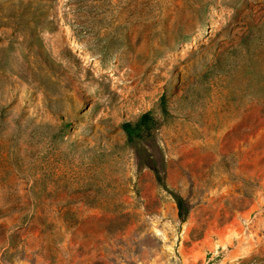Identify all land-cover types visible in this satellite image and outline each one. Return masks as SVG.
I'll return each instance as SVG.
<instances>
[{"label": "rangeland", "instance_id": "rangeland-1", "mask_svg": "<svg viewBox=\"0 0 264 264\" xmlns=\"http://www.w3.org/2000/svg\"><path fill=\"white\" fill-rule=\"evenodd\" d=\"M0 264H264V0H0Z\"/></svg>", "mask_w": 264, "mask_h": 264}, {"label": "trees", "instance_id": "trees-1", "mask_svg": "<svg viewBox=\"0 0 264 264\" xmlns=\"http://www.w3.org/2000/svg\"><path fill=\"white\" fill-rule=\"evenodd\" d=\"M155 125V120L152 118L150 113L144 114L136 124L127 122L123 124V129L127 135L128 142L131 146L136 147V145L143 141L147 136L150 135L153 127ZM143 164V163H142ZM145 165V164H144ZM148 167L154 168L156 172V178L159 185L165 190L169 191L165 182L162 171L154 165H146ZM173 199L176 202L178 217L182 223L186 222L190 213L191 207L188 204L187 200L184 199L181 195L177 193L170 192Z\"/></svg>", "mask_w": 264, "mask_h": 264}]
</instances>
